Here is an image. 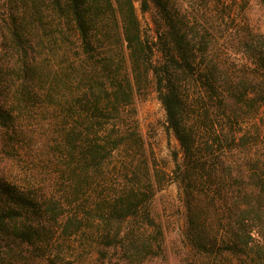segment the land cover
<instances>
[{"label":"trees","instance_id":"1","mask_svg":"<svg viewBox=\"0 0 264 264\" xmlns=\"http://www.w3.org/2000/svg\"><path fill=\"white\" fill-rule=\"evenodd\" d=\"M149 92L178 143L169 170L123 117ZM263 104L264 32L223 1L2 0L0 264H64L58 239L78 235L99 262L111 247L128 264L164 257L150 204L166 181L182 264H264Z\"/></svg>","mask_w":264,"mask_h":264},{"label":"rangeland","instance_id":"2","mask_svg":"<svg viewBox=\"0 0 264 264\" xmlns=\"http://www.w3.org/2000/svg\"><path fill=\"white\" fill-rule=\"evenodd\" d=\"M215 3H228L232 8V16L237 27L264 32V6L259 0H211ZM2 3V0H0ZM138 17L144 33L154 35L153 14L151 10L143 12L138 1L135 2ZM124 119L131 126H136L139 134L147 145V154L154 157L158 166L169 170L173 166V155L179 151L174 136L167 131L164 124V111L155 92L139 94L133 102L124 108ZM257 123L264 128V104L257 115ZM120 157L118 154L112 160L115 164ZM39 177H48V164L39 162ZM155 223L163 231L165 256L145 261L142 264H182L186 254V243L183 235L184 210L181 202V190L175 182L166 181L158 190L150 204ZM142 222L141 215L127 220L123 227L134 226ZM151 229H149L150 231ZM156 231V230H155ZM154 231V232H155ZM153 232V233H154ZM58 233V232H57ZM61 244V255L64 264H128L117 258L115 248L107 249V257L99 262L98 253L91 239L83 235L72 236L66 240L58 239ZM36 264H49L45 259L36 260Z\"/></svg>","mask_w":264,"mask_h":264}]
</instances>
